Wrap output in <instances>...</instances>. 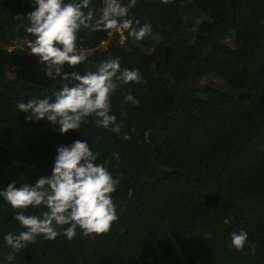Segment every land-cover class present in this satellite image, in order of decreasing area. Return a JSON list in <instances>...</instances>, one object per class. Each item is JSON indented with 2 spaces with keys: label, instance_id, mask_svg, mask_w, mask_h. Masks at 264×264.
Listing matches in <instances>:
<instances>
[{
  "label": "trees",
  "instance_id": "1",
  "mask_svg": "<svg viewBox=\"0 0 264 264\" xmlns=\"http://www.w3.org/2000/svg\"><path fill=\"white\" fill-rule=\"evenodd\" d=\"M102 4L92 0L94 19ZM32 10L31 0H0V188L50 175L57 145L87 140L119 180L118 220L107 233L38 236L14 252L2 237L23 229L0 198V264H264V0H137L134 26L152 29L142 40L82 30L86 60L64 71L118 59L141 74L110 98L119 134L89 117L61 135L17 109L67 82L45 78L26 49L33 37L16 17ZM240 231L248 240L238 251L230 241Z\"/></svg>",
  "mask_w": 264,
  "mask_h": 264
},
{
  "label": "clouds",
  "instance_id": "2",
  "mask_svg": "<svg viewBox=\"0 0 264 264\" xmlns=\"http://www.w3.org/2000/svg\"><path fill=\"white\" fill-rule=\"evenodd\" d=\"M166 3L168 0H162ZM137 0H103L99 15L92 0H31L33 10L26 17L18 15L19 26L33 39L29 44L30 54L38 57L48 80L67 81L53 93V97L29 98L18 102L20 112L28 113L27 120H46L61 135L81 128L92 118L99 128L119 134L121 124L111 114L110 98L121 84L141 83V74L136 69H121L118 59H107L95 71H64L65 64L74 67L82 64L86 56L78 50V35L82 30H127L136 41L151 33V25L143 24L130 12ZM125 102L137 104L129 93ZM149 134L146 132L145 137ZM124 139H128L125 135ZM119 159V154H113ZM97 156L87 140H74L59 144L51 164L50 175H39L33 183L13 180L0 188V198L10 205L14 219L23 229L18 235L8 232L3 235V244L14 252L32 243L38 236L53 240L63 235L73 239L77 229L84 236L107 233L118 220L112 194L119 185L105 163H96ZM129 197L132 195L129 192ZM29 209L42 211L39 215L26 214ZM225 224L228 220L224 221ZM67 227L65 228L64 226ZM62 229L58 231L57 229ZM248 233L231 234V246L242 250ZM11 261L12 257H8Z\"/></svg>",
  "mask_w": 264,
  "mask_h": 264
},
{
  "label": "rangeland",
  "instance_id": "3",
  "mask_svg": "<svg viewBox=\"0 0 264 264\" xmlns=\"http://www.w3.org/2000/svg\"><path fill=\"white\" fill-rule=\"evenodd\" d=\"M27 49V51L30 53V50H29V46L26 48ZM80 51V50H79ZM81 52V51H80Z\"/></svg>",
  "mask_w": 264,
  "mask_h": 264
}]
</instances>
